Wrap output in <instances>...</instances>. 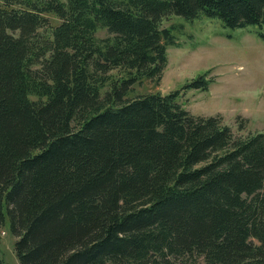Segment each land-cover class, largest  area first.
<instances>
[{
    "label": "trees",
    "instance_id": "obj_1",
    "mask_svg": "<svg viewBox=\"0 0 264 264\" xmlns=\"http://www.w3.org/2000/svg\"><path fill=\"white\" fill-rule=\"evenodd\" d=\"M172 15L261 26L264 0H0V229L19 264H264V131L135 90L162 78Z\"/></svg>",
    "mask_w": 264,
    "mask_h": 264
},
{
    "label": "rangeland",
    "instance_id": "obj_2",
    "mask_svg": "<svg viewBox=\"0 0 264 264\" xmlns=\"http://www.w3.org/2000/svg\"><path fill=\"white\" fill-rule=\"evenodd\" d=\"M46 17L52 24L59 22L51 13ZM171 25L175 43L167 46L161 80L144 79L136 92L178 90L177 102L194 116L220 115L237 136L264 131V23L229 28L216 18L172 15L162 23ZM96 35L107 33L100 29ZM198 77L208 81L206 88L184 87ZM16 238L9 226L0 229L3 264H19Z\"/></svg>",
    "mask_w": 264,
    "mask_h": 264
}]
</instances>
